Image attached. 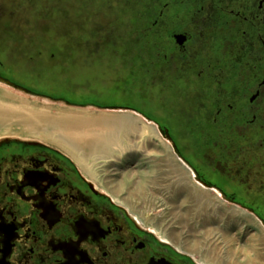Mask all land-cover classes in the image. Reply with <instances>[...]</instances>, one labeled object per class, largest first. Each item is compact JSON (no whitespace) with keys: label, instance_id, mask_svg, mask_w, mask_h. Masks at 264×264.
<instances>
[{"label":"flooded vegetation","instance_id":"1","mask_svg":"<svg viewBox=\"0 0 264 264\" xmlns=\"http://www.w3.org/2000/svg\"><path fill=\"white\" fill-rule=\"evenodd\" d=\"M175 4L179 7H166L179 16L177 23L168 20L156 44L173 53L171 69L184 66V82L176 75L170 84L190 88L191 83L205 90L203 109L216 114L217 133L226 137L229 148L248 146L246 152L259 153L250 161L255 172L251 181L264 183V0ZM46 72L37 71L42 76ZM51 76L50 82L56 83L59 73ZM158 128L173 139L176 155L190 173L194 171L197 182L220 191L231 203L249 201L225 189L221 177L201 172L177 143L176 134ZM200 137L207 146L208 133ZM185 144L189 147L188 141ZM245 209L255 212L248 205ZM0 264L200 263L141 225L68 156L42 143L8 141L0 143Z\"/></svg>","mask_w":264,"mask_h":264},{"label":"rangeland","instance_id":"2","mask_svg":"<svg viewBox=\"0 0 264 264\" xmlns=\"http://www.w3.org/2000/svg\"><path fill=\"white\" fill-rule=\"evenodd\" d=\"M187 1L0 0V77L13 88V84H23L32 92L57 97L49 99L52 102L80 108L93 105L98 111L139 112L162 129L165 127L167 134L175 133L177 143L194 166L207 176L221 177L225 189L245 195L249 201L240 199L236 205L250 206L257 219L264 221V183L251 181L255 172L250 161L257 153L246 152L248 146L237 150L226 146V137L217 133L216 114L203 109L205 90L191 83L190 88L172 86L176 75L184 82V66L175 64L171 69L173 53L165 51L162 44L156 45L168 20L177 23L179 18L166 6L179 7L175 3ZM39 70L49 72L42 76ZM53 71L59 73L56 83L49 79ZM32 92L24 93L38 97ZM205 131L210 138L207 146L200 137ZM165 137L174 144L171 137ZM8 141L37 142L0 139V143ZM131 167L124 166L115 183L131 205L144 211L154 226L175 219L176 229L170 232L184 244H213L216 226L205 217V210L192 211L183 204L186 191L175 188L167 167L144 174ZM216 222L218 225L219 220ZM231 230L221 233L231 236ZM225 245L227 257L232 251L228 243ZM195 255L199 261L200 254Z\"/></svg>","mask_w":264,"mask_h":264},{"label":"bare ground","instance_id":"3","mask_svg":"<svg viewBox=\"0 0 264 264\" xmlns=\"http://www.w3.org/2000/svg\"><path fill=\"white\" fill-rule=\"evenodd\" d=\"M38 97L0 82V139L33 140L60 151L141 225L195 258V253H199L200 264H264L262 222L249 210L229 202L220 191L197 182L194 171L190 173L183 165L184 160L176 155L173 143L161 134L153 121L130 110L98 111L91 106H68ZM124 166L141 170L138 174L167 167L175 188L186 191L183 204H188L192 211L205 210V217L216 226L213 244L201 246L196 242H180L170 232L176 229L175 219L169 224L154 226L144 211L131 205L115 186ZM226 229H232L231 236L221 233L227 232ZM224 242L232 251L227 257L224 256L227 246Z\"/></svg>","mask_w":264,"mask_h":264},{"label":"water","instance_id":"4","mask_svg":"<svg viewBox=\"0 0 264 264\" xmlns=\"http://www.w3.org/2000/svg\"><path fill=\"white\" fill-rule=\"evenodd\" d=\"M3 81V79H0V82H2ZM4 82V81H3ZM13 86L15 87V88H19V89H21L22 91H24V92H26V93H31L29 90H26V89H24V88H21V87H19L18 85H16V84H13Z\"/></svg>","mask_w":264,"mask_h":264}]
</instances>
